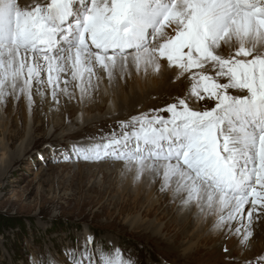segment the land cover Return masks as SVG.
I'll return each mask as SVG.
<instances>
[{
  "label": "snow or ice",
  "instance_id": "obj_1",
  "mask_svg": "<svg viewBox=\"0 0 264 264\" xmlns=\"http://www.w3.org/2000/svg\"><path fill=\"white\" fill-rule=\"evenodd\" d=\"M163 61L188 73L191 96L212 106L194 110L186 94L58 155L114 159L134 179L159 177L161 192L215 215L226 235L243 227V244L253 214L264 219V0H0V103L23 95L31 104L45 74L58 103L70 82L88 95L97 66L111 85L117 73H159ZM62 255L66 264H137L92 235Z\"/></svg>",
  "mask_w": 264,
  "mask_h": 264
},
{
  "label": "rangeland",
  "instance_id": "obj_2",
  "mask_svg": "<svg viewBox=\"0 0 264 264\" xmlns=\"http://www.w3.org/2000/svg\"><path fill=\"white\" fill-rule=\"evenodd\" d=\"M167 83L162 92L148 100L147 103L153 105L151 109L164 108L178 98H185L186 94L194 110L212 106V102L191 96L190 79L187 78L186 88L178 86L174 75L169 76ZM41 87L45 88L40 86L39 93ZM71 89L72 85L68 90ZM53 101L52 98L50 103ZM91 101L89 113L84 115L103 114V108H94L95 104L103 106L102 103ZM138 102L141 105V101ZM54 103L57 107L51 111L60 108L59 114H62L60 98ZM69 107L71 104L66 109ZM144 113L152 114L149 109ZM19 116L13 115L11 125L7 124L8 119L0 118V159L1 154L4 155L8 166V170L4 167L0 173V218L7 221V227L0 232V264H32L34 258L45 261L52 258L58 264H66L62 253L82 243L87 235H92L106 249H122L137 264H264V260L259 259L264 244L260 237L252 236L245 243L240 242L241 249L236 247L243 227L239 234L234 233L235 241L224 236L226 229L219 228L192 241L188 235L192 232L191 226L175 217L174 202L167 191H160L159 179L153 181L147 178V173L139 180L134 179L133 173L126 172L123 163L114 159L77 162L75 159L65 161L58 155L67 154L75 143H92L91 138L109 134L113 129L119 131L117 123L101 126L93 137L78 135L74 140L68 138L52 143L51 139L42 137V133L35 134L39 135L35 139L25 138V125ZM18 131L20 135L16 136ZM51 144L55 145L51 147ZM22 145V150L27 148L28 151L25 155L24 151L19 152ZM12 157L17 160L10 164ZM253 216L258 224L256 214ZM212 217L215 215H210L208 220ZM159 228L163 239L145 233L146 229ZM256 231L255 228L252 234ZM187 241L191 246L190 254L185 257L182 249ZM245 252H249L250 261L241 258Z\"/></svg>",
  "mask_w": 264,
  "mask_h": 264
},
{
  "label": "bare ground",
  "instance_id": "obj_3",
  "mask_svg": "<svg viewBox=\"0 0 264 264\" xmlns=\"http://www.w3.org/2000/svg\"><path fill=\"white\" fill-rule=\"evenodd\" d=\"M19 2L22 6H31L35 2V0H19ZM162 64H164L165 67H162L159 73H154L150 70L147 75H145L143 71L137 74L133 70L130 77L125 74L124 78H121L120 74L117 73L111 85L109 84L107 74L104 73L103 70L99 68V66H97L95 68V72L96 77H99V81H97L95 77L93 78L94 89L91 90L88 95H85L83 98H81L80 91L78 88H76L75 82L69 83L68 88L72 85L73 89L68 90L67 94L61 92L57 93V96L59 95L58 97L61 100V109L63 112H61L62 114H59L60 108L51 111L52 108L57 107V105H55V101L50 103L52 95L51 90L47 86V78L45 74V83L42 84L45 88L43 89L41 87V93L37 95L35 94V89H33L34 95L31 104H29L28 100L23 95H21L18 99H10V97H7L5 102L0 103V118H4V120L8 119L6 120V122L7 124L11 125L10 121L13 118V115H20L19 117H22L20 122L25 125V138L29 139L38 138L39 135L38 137L35 136V134L37 133H42V137L51 139L52 143L56 142L57 140H59L58 142L61 143V141H65L68 138L74 140V137L78 135L84 136L86 134H89L90 137H93L94 135H97V130L100 129L101 126H106L107 124L111 123H117L118 121H126L127 117L131 118L135 113L136 115H139L141 113H144V111H146L147 109L150 110L153 105H151L152 103H147L148 100L152 95L155 96L156 94H159L160 92H162L164 87H167L169 76L174 75L175 79L178 80L179 87H187L186 84L188 76L186 77V73L180 75L178 70L167 68L166 61H163ZM67 78L71 80L70 75ZM97 83L98 87H95ZM91 100L102 103L103 106L95 104L94 108H103V114H97L95 116L84 115L85 112L87 114L89 113V103H92ZM139 100L141 101V105L138 102ZM74 102H77L78 104L75 105ZM68 104H71V107H69L70 109H66L68 107ZM41 106L42 108H40ZM75 107H78V109H76ZM190 107L193 108L194 106L191 105ZM56 113H58L57 117L59 119L54 118L56 117ZM60 115H63V117H60ZM84 130H87V132ZM19 135L20 134L18 131L16 133V136ZM16 136L14 137L15 139ZM54 145L55 144H51V147H53ZM22 147L23 145L20 146L19 152L24 151L23 153L25 155L26 153H28L27 148L22 150ZM5 159V156L1 154L0 173L2 172L4 167L5 169H7L6 167H8L6 165ZM16 160L17 158L12 157L11 159H9V162L10 164H13ZM98 165L99 164H97V166ZM157 179H159V183L161 184V179L159 177ZM169 198L173 201L170 193ZM173 202V212L176 215L175 217H177L183 223L187 222L189 226H191L192 232L188 235L191 237L192 241L199 240L203 235H206L208 232H213L215 230L214 224L217 220L216 216L214 218L212 217L209 221L208 218L210 215H204L200 213L194 204L192 205L191 210H188V208L181 207L178 201ZM247 207H250V205ZM258 220V224H256L257 222H255V220L253 221L252 231L255 228L257 229V231L256 234H252V236L256 238L260 237V240H264V219ZM245 222L247 224L246 219ZM160 231V228L151 231L146 229L145 233H149V235L153 238L163 239ZM243 233H241L239 237V246L236 245V247H238V250L241 249L240 242ZM178 236L181 235H177V237ZM224 236H226L228 239L234 238L235 241L234 233L227 235L225 234ZM190 246V241H187V243H185V247H183L182 249V252L184 251L182 256L186 257V255L190 254ZM261 252L262 254L259 259L261 257H264V244L259 253ZM241 258H248L249 260V252H245L244 256H242ZM247 264L249 263L247 262Z\"/></svg>",
  "mask_w": 264,
  "mask_h": 264
},
{
  "label": "trees",
  "instance_id": "obj_4",
  "mask_svg": "<svg viewBox=\"0 0 264 264\" xmlns=\"http://www.w3.org/2000/svg\"><path fill=\"white\" fill-rule=\"evenodd\" d=\"M5 227H7V221L3 218H0V232H3L5 230Z\"/></svg>",
  "mask_w": 264,
  "mask_h": 264
}]
</instances>
